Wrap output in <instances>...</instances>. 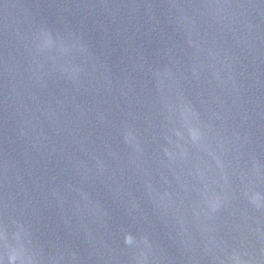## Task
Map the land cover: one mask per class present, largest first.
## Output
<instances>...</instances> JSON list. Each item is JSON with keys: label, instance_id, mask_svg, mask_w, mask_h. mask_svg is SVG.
I'll list each match as a JSON object with an SVG mask.
<instances>
[{"label": "water", "instance_id": "95a60500", "mask_svg": "<svg viewBox=\"0 0 264 264\" xmlns=\"http://www.w3.org/2000/svg\"><path fill=\"white\" fill-rule=\"evenodd\" d=\"M0 264H264V0H0Z\"/></svg>", "mask_w": 264, "mask_h": 264}]
</instances>
